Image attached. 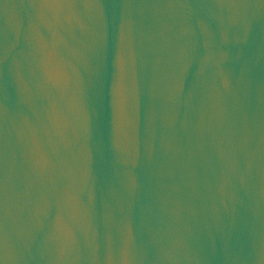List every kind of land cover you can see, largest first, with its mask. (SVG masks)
<instances>
[{
    "label": "water",
    "instance_id": "water-1",
    "mask_svg": "<svg viewBox=\"0 0 264 264\" xmlns=\"http://www.w3.org/2000/svg\"><path fill=\"white\" fill-rule=\"evenodd\" d=\"M0 264H264V0H0Z\"/></svg>",
    "mask_w": 264,
    "mask_h": 264
}]
</instances>
